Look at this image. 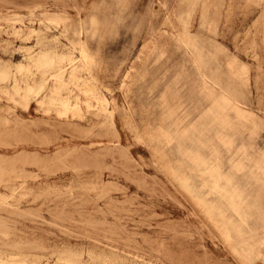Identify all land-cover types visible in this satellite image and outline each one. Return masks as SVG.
<instances>
[{"label": "rangeland", "instance_id": "obj_1", "mask_svg": "<svg viewBox=\"0 0 264 264\" xmlns=\"http://www.w3.org/2000/svg\"><path fill=\"white\" fill-rule=\"evenodd\" d=\"M187 2L0 0V259L264 264V0ZM186 31L216 78L218 110L200 116ZM80 41L87 80L116 104L113 129L59 104L90 77L79 67L44 88L38 76L36 96L17 73L38 56L78 58ZM159 101L198 116L176 145L151 140ZM238 162L243 212L218 185Z\"/></svg>", "mask_w": 264, "mask_h": 264}, {"label": "bare ground", "instance_id": "obj_2", "mask_svg": "<svg viewBox=\"0 0 264 264\" xmlns=\"http://www.w3.org/2000/svg\"><path fill=\"white\" fill-rule=\"evenodd\" d=\"M187 3L188 4L191 3L190 0H188ZM181 44L188 52H190L193 58L192 62H193L194 70H196L197 73L198 84H200L199 88L203 93V100H200L201 103H199V107L203 106V111L200 114L198 113L199 114L198 116L204 114L205 112H212V110H218V106L213 100L214 99L213 85L216 84V78L213 77L211 74H208V72L207 73L205 72L206 69L204 67V59L200 53V50L196 46L195 40L189 35L187 31L184 32L181 38ZM77 46H78L77 48L78 58H75L72 55L70 56L58 55L54 57L38 56L30 60L28 64H22V63L17 64L16 65L17 73L20 75L21 80L24 81L25 93L28 95L37 94L36 92L37 86L35 79L38 76L42 78V85H40V88H44L45 85H47L48 82L50 81L63 82L64 80H66V78L69 75L74 73L76 67H79L84 75L90 77L84 78V76H76L74 82L71 85V88L63 96V99L60 100L59 104L63 108H65L68 111H71L74 114H80V112L85 109L91 110L95 115L103 119L104 125H107L111 129H113L116 104L111 102L104 95L98 94L94 91V86H92V84L87 80V78H91L92 68L94 67L95 63L83 41L78 42ZM8 73H9L8 70L0 72V81L6 80L8 77ZM161 104H162L161 106L162 109L165 111L164 125L160 126L157 129L156 133L150 136L151 140L160 141L161 138L170 137L171 139L174 140L175 142L174 144L176 145L178 136H181L182 133L184 134L186 128L189 125H191L198 116L195 115L194 118L191 119L188 118L190 117L188 116L189 115L188 112L187 111L182 112V109H179V104L177 106H171V104H168L165 101L161 102ZM199 107L194 108L193 111L195 112L196 110L200 109ZM166 120H169L170 123L176 125L178 129V133H172L168 129V126L166 125ZM222 145H228V143L224 141ZM172 150L174 152H177L178 148L175 147L172 148ZM244 164L245 163L242 162L235 163V165L232 166V169H235L236 172L231 173L227 171L225 174H223V176L221 177L218 183L220 188V199L222 200V202H226V204L229 203V205L239 207V209H241L242 212L244 211V207L246 205H245L244 197L242 196V191L238 186L237 177L238 174L243 173L245 168ZM0 264H32V263L27 262L25 259H23L20 256L13 255L9 257L7 260L0 259ZM55 264H78V262L73 258H66V259L60 258L56 261Z\"/></svg>", "mask_w": 264, "mask_h": 264}]
</instances>
